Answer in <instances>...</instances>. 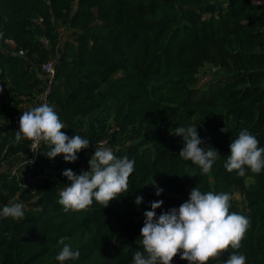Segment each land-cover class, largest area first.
<instances>
[{
	"label": "trees",
	"instance_id": "trees-1",
	"mask_svg": "<svg viewBox=\"0 0 264 264\" xmlns=\"http://www.w3.org/2000/svg\"><path fill=\"white\" fill-rule=\"evenodd\" d=\"M206 1L0 0V137L2 108L10 123L0 157V207L19 201L25 208L23 220L0 218V264H58L61 237L80 251L65 264H130L142 247L150 202L163 200L159 214L179 206L195 186L230 192V211L250 221L241 247L222 250L207 264H223L231 251L243 253L246 264H264V171L241 177L223 166L231 138L243 128L264 146V5L221 0L203 14L198 7ZM180 8L197 10L180 15ZM59 27L70 30L61 49ZM46 60L55 74L44 98ZM207 65L221 76L198 88ZM31 97L32 107L54 106L67 127L61 131L88 136L89 147L75 162L63 154L48 158L43 143L41 152L30 153L31 140L13 142ZM189 124L198 125L201 147L221 153L205 175L178 155L182 137L170 132ZM96 142L135 161L128 190L104 208L94 201L65 212L57 202L70 183L62 172L87 170ZM153 179L164 190L160 196ZM136 195L143 196L139 206ZM173 258L188 264L179 253Z\"/></svg>",
	"mask_w": 264,
	"mask_h": 264
},
{
	"label": "clouds",
	"instance_id": "clouds-1",
	"mask_svg": "<svg viewBox=\"0 0 264 264\" xmlns=\"http://www.w3.org/2000/svg\"><path fill=\"white\" fill-rule=\"evenodd\" d=\"M65 127L54 106L41 103L24 110L19 118V128L15 130L14 143L31 140L33 153L41 152L43 143L47 150L42 153L54 159L63 154L66 162H75L80 150L88 148V136L75 134L69 136L61 131ZM228 128L221 129L227 131ZM182 137V148L178 155L191 161L199 169L200 175L212 170L221 154L211 146L201 147L203 140L198 132V125L189 124L176 127L170 131ZM89 168L79 174L72 169H64L62 174L70 183L59 191L58 203L65 212L86 209L93 202L108 206L110 201L119 198L128 190V180L134 172L135 161L128 156H117L113 150L96 142L95 150L88 160ZM224 168L245 176L250 170L253 173L264 171V146L247 128H243L229 144V153L224 160ZM155 195L160 196L163 188L155 179ZM147 183V184H149ZM232 194L227 191H201L193 187L188 199L179 206H172L157 214L156 209L163 205L162 199L150 202V209L143 212V225L140 229V245L132 254L130 264H172L173 257L179 253L181 260L188 264H207L210 258L220 255L222 250L239 249L246 230L250 225L249 218L240 212L230 211ZM134 203H143V196L136 195ZM25 218L24 204L13 201L0 207V218ZM61 237L59 250L53 257L58 264L76 261L80 257L78 248ZM246 256L238 251H231L223 264H246Z\"/></svg>",
	"mask_w": 264,
	"mask_h": 264
},
{
	"label": "rangeland",
	"instance_id": "rangeland-1",
	"mask_svg": "<svg viewBox=\"0 0 264 264\" xmlns=\"http://www.w3.org/2000/svg\"><path fill=\"white\" fill-rule=\"evenodd\" d=\"M222 3L221 0H218V1H215V0H207L203 6L201 7H198V9L201 10V12L203 14H208L209 12L211 11H214L215 7ZM193 10H197L195 8H180L178 10V13L181 15L183 13H186V12H192ZM59 30H60V35H61V40L60 42L58 43L57 47L58 49H61L63 47V44H64V41L67 39V38H70V30L66 27H59ZM42 42L44 44H47L46 40L45 39H42ZM47 47H49V45H47ZM53 60V59H52ZM54 61V60H53ZM37 77L38 78H42L43 77V74L40 72V71H36L35 72ZM221 76V72L219 70H216L213 68H211L210 66H205L204 68H202L198 74V77H199V83H198V88H204V83L206 81H209L211 78H217V77H220ZM36 85H40L39 83L36 84ZM206 85V83H205ZM2 90V87L0 86V91ZM30 100L32 102H24L22 104V106L25 108V110H28L29 108H31L33 106V103L35 100H32V97L30 98ZM39 100V99H37ZM1 121L4 123V127H5V130L2 134V136L0 137V157L2 156L4 150H5V147H6V144H7V140H8V130H9V121L7 119V114L5 112V110L2 108L1 109ZM235 197L240 201L242 199V195L240 193H236L235 194Z\"/></svg>",
	"mask_w": 264,
	"mask_h": 264
},
{
	"label": "built area",
	"instance_id": "built-area-1",
	"mask_svg": "<svg viewBox=\"0 0 264 264\" xmlns=\"http://www.w3.org/2000/svg\"><path fill=\"white\" fill-rule=\"evenodd\" d=\"M253 2H255L257 4L264 5V0H253ZM41 71L47 76L46 87H45V90L43 92V97L45 98L50 92L51 82H52V80L54 78V74H55L52 60H46V61L42 62ZM31 143H32V141L30 142L29 152L33 153V151L30 148ZM172 264H180V263L175 258H173Z\"/></svg>",
	"mask_w": 264,
	"mask_h": 264
}]
</instances>
